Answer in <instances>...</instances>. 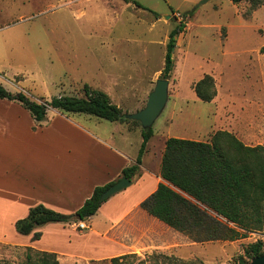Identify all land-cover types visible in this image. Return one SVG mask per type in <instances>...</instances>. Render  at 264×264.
<instances>
[{"label":"rangeland","instance_id":"rangeland-1","mask_svg":"<svg viewBox=\"0 0 264 264\" xmlns=\"http://www.w3.org/2000/svg\"><path fill=\"white\" fill-rule=\"evenodd\" d=\"M136 1L143 7L133 0H0V84L38 102L82 96L88 84L106 92L122 112H134L145 106L155 80L163 76L169 32L184 23L172 50L168 100L152 126L145 162L147 157L154 159L151 165L157 161L170 136L208 141L215 131L227 130L246 145L264 146V3ZM204 74H211L216 84V95L208 102L193 90ZM0 112L5 126L0 130V201L12 198L8 187L16 169L29 172V162L48 150V143L79 141L67 126L69 120L120 140L131 155L139 151V122L49 108L46 121L37 124L28 110L6 99H0ZM121 126L132 132H118ZM141 221L161 236L144 238L156 247L134 244L117 261L56 258L59 264H243L242 256L250 264L248 245L260 241L264 250V227L233 241L195 242L155 219ZM78 222L73 223L81 229ZM140 229L130 226L127 233L138 240L145 235ZM71 230L64 225L61 235L83 242V248L91 245L87 230L85 237H75ZM23 240L25 235L4 222L0 212L1 264L38 259L37 250L16 244Z\"/></svg>","mask_w":264,"mask_h":264},{"label":"trees","instance_id":"trees-1","mask_svg":"<svg viewBox=\"0 0 264 264\" xmlns=\"http://www.w3.org/2000/svg\"><path fill=\"white\" fill-rule=\"evenodd\" d=\"M231 1L238 3L244 0ZM245 1H251L254 7L264 3V0ZM133 2L143 7L140 2ZM184 27V23H180L169 32L163 78L167 79L173 68L172 48L176 43V35ZM193 90L200 100L211 101L216 95L214 77L204 74L194 83ZM0 99L19 103L29 111L37 124L46 121L49 108L84 113L108 121L138 123L124 118V112L112 103L106 92L88 84L83 85L82 96L59 95L42 102L33 100L22 91H10L0 84ZM140 134L142 141L135 162L122 169V176L129 179L140 175L142 154L153 130L141 128ZM160 174L163 181L141 201L140 207L166 226L184 233L192 241H233L245 237L248 232L263 229V145H246L227 130L215 131L208 141L170 136L165 139ZM114 181L96 186L74 214L61 213L37 204L29 208L25 217L16 220L14 227L18 233L29 234L35 227L48 222L87 220L105 201L100 200V195ZM39 237L40 232H34L33 239ZM245 253L251 258L264 254L262 242L249 244ZM36 254H40L38 259L31 261L28 256L27 264H59L55 253L36 251ZM124 255L112 257L111 261H117ZM239 260L243 264L247 263L242 256Z\"/></svg>","mask_w":264,"mask_h":264},{"label":"crops","instance_id":"crops-1","mask_svg":"<svg viewBox=\"0 0 264 264\" xmlns=\"http://www.w3.org/2000/svg\"><path fill=\"white\" fill-rule=\"evenodd\" d=\"M2 113L1 131L5 128ZM69 121L71 123H67V126L79 141L50 142L47 144L48 150H41L39 156L29 162V172H23L22 167L21 170L16 169L12 186L8 187L9 190L12 188L8 191L9 198H12L0 201L4 222L14 225L16 220L27 215L30 207L37 204L61 213L74 214L96 186L119 179L122 169L135 162L137 154L131 155L125 151L120 140L102 137L87 126ZM122 130L132 132L124 126L117 131L121 133ZM141 141L142 137L140 144ZM164 145L165 140L153 165L154 159L147 157L146 163L143 154L140 175L131 179L128 187L106 199L92 217L84 220L85 228L78 229L73 222H48L24 234L25 240L16 244L55 253L59 261L112 258L129 252L134 244H141L143 248L156 247V242L145 241L144 238L152 235L159 239L161 236L150 232L147 223L141 221L144 217L148 220L155 218L143 210L140 203L163 181L160 164ZM64 225L71 227L75 237H85L86 232L83 231L87 230L91 245L83 248V242L75 243L70 235H61ZM130 226L141 228L145 235L137 240L127 233ZM34 232H40V237L33 239Z\"/></svg>","mask_w":264,"mask_h":264},{"label":"water","instance_id":"water-1","mask_svg":"<svg viewBox=\"0 0 264 264\" xmlns=\"http://www.w3.org/2000/svg\"><path fill=\"white\" fill-rule=\"evenodd\" d=\"M210 0H199L198 5L206 3ZM173 50V48H172ZM169 80L159 77L155 80L153 89L149 92L145 106L134 112L122 113L123 117L130 120H135L140 123L143 130L152 128L156 119L164 110L168 100ZM132 183L131 179L126 176H121L109 185L100 195V200L104 201L123 190ZM79 215H77V218ZM250 264H264V254L252 258Z\"/></svg>","mask_w":264,"mask_h":264},{"label":"built area","instance_id":"built-area-1","mask_svg":"<svg viewBox=\"0 0 264 264\" xmlns=\"http://www.w3.org/2000/svg\"><path fill=\"white\" fill-rule=\"evenodd\" d=\"M77 226H78L79 228H81V229H83V228L86 227L85 223H84L83 221H80V220H79Z\"/></svg>","mask_w":264,"mask_h":264}]
</instances>
